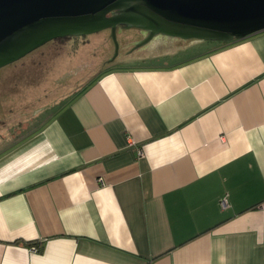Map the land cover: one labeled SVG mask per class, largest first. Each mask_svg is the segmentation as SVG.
Listing matches in <instances>:
<instances>
[{"label": "crops", "instance_id": "0c3cea01", "mask_svg": "<svg viewBox=\"0 0 264 264\" xmlns=\"http://www.w3.org/2000/svg\"><path fill=\"white\" fill-rule=\"evenodd\" d=\"M141 51L2 143L0 264H264V30Z\"/></svg>", "mask_w": 264, "mask_h": 264}, {"label": "water", "instance_id": "95a60500", "mask_svg": "<svg viewBox=\"0 0 264 264\" xmlns=\"http://www.w3.org/2000/svg\"><path fill=\"white\" fill-rule=\"evenodd\" d=\"M120 25L146 38L233 41L264 30V0H0V67L49 41L111 29L119 52Z\"/></svg>", "mask_w": 264, "mask_h": 264}, {"label": "rangeland", "instance_id": "374dc122", "mask_svg": "<svg viewBox=\"0 0 264 264\" xmlns=\"http://www.w3.org/2000/svg\"><path fill=\"white\" fill-rule=\"evenodd\" d=\"M145 35L139 27L120 25L117 55L111 29L74 37L66 43L52 40L0 67V115L4 121L0 124V148L27 132L32 120L38 119V110L48 105L49 110H53L55 103L81 88L104 63L121 65L129 60L137 63L139 61L134 59L137 55L149 56V51L130 56L132 46L143 41ZM4 141L6 143L2 145Z\"/></svg>", "mask_w": 264, "mask_h": 264}, {"label": "trees", "instance_id": "16d2710c", "mask_svg": "<svg viewBox=\"0 0 264 264\" xmlns=\"http://www.w3.org/2000/svg\"><path fill=\"white\" fill-rule=\"evenodd\" d=\"M80 36H65V37L57 38V39H55L53 41L56 42V43H60V42L61 43H66V42L70 41L71 39H73L74 37H80Z\"/></svg>", "mask_w": 264, "mask_h": 264}, {"label": "flooded vegetation", "instance_id": "af4514ba", "mask_svg": "<svg viewBox=\"0 0 264 264\" xmlns=\"http://www.w3.org/2000/svg\"><path fill=\"white\" fill-rule=\"evenodd\" d=\"M143 33H144V34L146 33V35H145V36H147V32H146V31H144V30H143ZM153 39H154V38H153ZM153 39H152V40H153ZM152 40H151V41H152ZM151 41H150V42H151ZM150 42H149V43H150ZM149 43H148V44H149ZM136 44H137V43H136ZM135 46H136V45H133V46H132L133 48L131 47V48H132V51H133V53H135L136 51L140 50L142 47H144V46H146V45H144V46H141V47H138V48H134ZM133 53H132V54H133ZM130 55H131V54H130ZM133 55H134V54H133Z\"/></svg>", "mask_w": 264, "mask_h": 264}, {"label": "built area", "instance_id": "2783aa9c", "mask_svg": "<svg viewBox=\"0 0 264 264\" xmlns=\"http://www.w3.org/2000/svg\"><path fill=\"white\" fill-rule=\"evenodd\" d=\"M226 202H227V201H226L225 199H224V200H222L221 204H222V206H223V207H225V206L227 205V203H226ZM33 249H34V250H36V251H38V247H37V246H36V247H35V246H33Z\"/></svg>", "mask_w": 264, "mask_h": 264}]
</instances>
